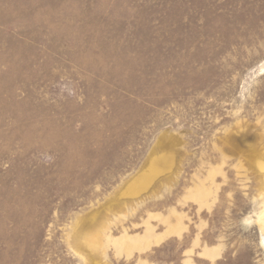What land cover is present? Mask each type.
<instances>
[{
	"label": "rangeland",
	"instance_id": "374dc122",
	"mask_svg": "<svg viewBox=\"0 0 264 264\" xmlns=\"http://www.w3.org/2000/svg\"><path fill=\"white\" fill-rule=\"evenodd\" d=\"M0 264H264V0H0Z\"/></svg>",
	"mask_w": 264,
	"mask_h": 264
}]
</instances>
